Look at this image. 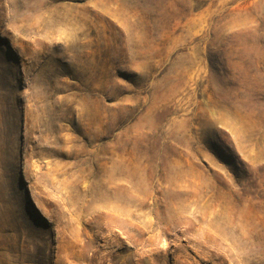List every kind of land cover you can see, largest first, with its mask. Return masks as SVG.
Returning <instances> with one entry per match:
<instances>
[{
  "label": "rangeland",
  "instance_id": "rangeland-1",
  "mask_svg": "<svg viewBox=\"0 0 264 264\" xmlns=\"http://www.w3.org/2000/svg\"><path fill=\"white\" fill-rule=\"evenodd\" d=\"M0 264H264V0H0Z\"/></svg>",
  "mask_w": 264,
  "mask_h": 264
}]
</instances>
